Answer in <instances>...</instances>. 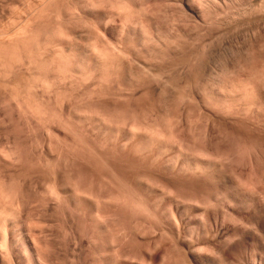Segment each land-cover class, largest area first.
Segmentation results:
<instances>
[{"label": "rangeland", "instance_id": "rangeland-1", "mask_svg": "<svg viewBox=\"0 0 264 264\" xmlns=\"http://www.w3.org/2000/svg\"><path fill=\"white\" fill-rule=\"evenodd\" d=\"M89 1L90 0H0V204L4 205H2V210L5 207V211L2 212V215L0 213V224L2 223L0 225V264H264V256L261 255L263 249L262 243H257L251 239L241 240L239 238H233L234 240H231V242L233 241L232 243H229L230 241L227 242L226 245L230 246L228 247L230 250V256H228V259L226 260L227 263L225 261H218V263L216 260H219V254L215 251L218 254L216 257V253L213 249H211V251L208 248V250H204V248H206L205 245H196L200 251H208V256H206L207 260H205L206 262H201L199 256H192L188 245L186 246L185 243L176 240L177 238L175 237L174 240L171 238L172 235H177L182 230L180 220H177L176 211V214H174L176 219L172 216V210H175L176 200L186 203H189L190 201L193 205L197 203L200 205V208H187V214L191 215L192 218L195 216V220L193 219L192 224H194L196 220L198 221V215H200L203 210L201 208L207 206L211 212H218L220 216H222V219H225L226 221H224L229 224L235 222L237 224L243 223L244 226H250L249 220L242 219L238 221L231 214V209L227 207V203L226 205H222L221 203L216 202L215 198L218 196V192H226L231 190L232 187L241 186L242 189L240 187L238 188L239 190L251 191L252 189L249 190L247 187L252 188L254 185L252 183H259L258 178H260V176V179H262L261 183H263L264 186V177L262 176L264 175V172L261 171L264 170V158H262L264 157V139L257 140L255 133L252 134L254 132L253 129L247 126L252 125V123L255 122L251 118V120L249 119L254 113L253 111L250 112L252 110L251 106L252 108L256 107V103L252 102V100H260L262 97L264 98V96L260 94V90H258V85L254 86V84H259L260 82L261 85H264V78L261 77L262 75H259L262 72L264 73V58H260V54L264 52V35H262L263 33H259L264 32L262 30L264 27V16H262L263 20L260 17L261 15H264V12H259L263 10L264 3L260 0H258L259 2L257 0H225V2L224 0H215L217 2L220 1L219 3H213L214 0H206L208 2L201 0L199 5H197L199 3L197 1L194 5L202 10L199 8L198 11L200 12L189 10L190 14L187 12L188 14H186L188 16L185 17V11L188 10L183 0H142L144 3L143 5L145 6H141V3L139 5L141 8L144 7V10H148V16L150 19L152 15V19L150 21L148 20V22L145 19V16L143 17V19L146 20H144V26L147 28L146 35L148 33L149 35L151 34V36L147 35L146 37V45L149 46V48H144L141 45L143 42L141 43L142 37L140 34L131 32V35L126 37L122 32V27L128 29L131 25L134 26L132 12L135 13V10H129L131 11V14L130 12H127V14L130 15L129 16L124 13L125 10L122 9V12L121 9L117 10L113 8L117 5V0H101L100 2H98L99 0H92L90 3ZM204 2L209 3L206 4L207 10ZM226 2H228V8ZM250 2L255 5L256 11L259 7L261 8V2L262 10H258V15L254 10L252 12L250 7L253 5ZM255 2H258L259 4H257L259 6H256L257 4H255ZM177 3H181L180 5L182 6L179 7ZM201 3L202 5L204 4L205 7H203L204 5L202 6ZM246 3L247 6H249L248 4H251L252 6L250 5L249 9L247 6L244 8ZM92 4H95V6L96 4L98 5L95 7L97 9L93 8V10H91L93 12L88 8L89 6H92ZM36 5H38V7ZM84 5L87 7V13ZM99 5L102 9H98L100 8ZM209 5L212 7H208ZM223 5H225V7ZM232 6H235L237 9L236 12L234 11L235 15L233 14V11H231L233 9ZM104 7L107 9H104ZM235 7L233 10H235ZM138 8L140 7H137L136 10H138ZM209 8L212 12H209ZM211 8L218 12L213 11ZM222 8L227 9H224V11L226 10L224 12ZM114 9L117 10V12H115ZM144 10L143 12L147 13L146 10ZM227 10L230 11L226 13ZM240 10L243 13L240 12ZM247 10H249L254 18L251 19L253 21L252 24V21L250 20L251 16L250 18H247L251 14L246 16L249 13ZM71 11H73L75 15ZM112 12H114V14ZM137 12L138 11H136V13ZM191 12L195 14V16L191 14ZM237 12L242 16L239 17ZM246 12L248 13L246 14ZM106 13L108 15H106ZM206 13H208V17L211 13V15H213V13L219 14H216L217 16H210L206 20L204 19L206 18ZM229 13L234 16L231 15L230 18ZM253 13L257 16L253 15ZM259 13L261 14L260 16ZM223 14L227 15H224L223 17ZM111 15H114L112 16L114 18H112ZM220 16L226 23H224V20ZM215 17H220L221 20L219 21L220 18L215 19ZM242 17L243 19L245 18L244 20L246 22L249 21L247 23L244 21L247 25L240 23L243 21ZM210 18L212 23L209 20ZM239 18L241 20H239ZM235 19H238L237 21L242 25H240L242 28H240ZM174 20L178 22H173ZM222 20L223 22L221 25L220 23ZM254 20H258L260 26L257 21L255 22ZM158 22H160L161 27ZM201 22L203 23L201 24ZM207 22H209L210 25H208L209 23L207 24ZM214 22H216V25ZM150 23L152 24L150 25ZM218 23L221 25L220 27L217 26ZM155 25L158 26V30L161 29L159 31L162 33H159ZM223 25L226 29H224ZM248 25L252 28L250 26L248 27ZM243 26H245L244 29ZM259 27L261 31L258 30ZM247 28L250 29L248 30ZM256 28L259 33L258 35L256 34ZM252 29H254L253 31L257 38L258 36L262 38V43L260 41L261 38L254 39L256 37H254L255 34H253L254 32H252ZM237 30L240 32L248 30V33L247 31L244 33L241 32V35ZM201 37H203V39ZM244 37H246V41ZM248 38L254 40L250 41ZM149 39H152L153 41ZM106 40H108V42ZM256 40H259L260 43L256 42ZM252 41L257 44H252ZM258 43L262 45H258ZM203 45L207 46L206 51L203 49ZM250 45L256 49L252 50V46L248 48ZM102 50L105 54H103ZM141 50L143 52H141ZM99 51L100 55L102 53L101 56L111 55L112 57L110 58L113 59V62L111 59L112 63L108 60L109 57H107L106 62L97 61L95 55H98ZM107 51L110 52L108 55L106 54ZM138 52H140L141 55L136 54ZM258 52L259 55L256 56ZM258 57L259 60L262 61V64L259 63L258 60H255V58L258 59ZM134 58L138 60L135 61ZM102 59H106V57H102ZM252 60H254L255 63H259L256 67L257 69L254 68L256 65ZM247 61L254 64L253 72L258 73L262 67L261 69H263V71H259L258 73V76H260L259 83L256 81V79L258 80L257 76L255 79V74L251 72L252 66L249 67L250 69L248 68L249 64ZM126 63H131V65L135 63L137 65H133V74L131 77L128 76L129 71L125 65ZM140 64L144 66L146 65L148 68L150 67V70L148 71L146 66L142 67ZM215 67L218 70H214ZM136 69H138V72ZM247 70L248 72H251L254 78H249V76H252L251 74L248 76L247 74L249 73L244 72ZM198 71L201 73L203 79L198 77L200 76V73H197ZM210 73H213L212 76ZM226 75L228 76L226 77L228 80L225 78ZM229 75H234L236 77L238 75L241 76L240 78L238 76V79L234 77V80H236L234 82H237L240 79L238 82L240 85L237 83L240 91L237 93H231H233V95H238L242 92L241 95L243 98L244 96L246 97L244 100L242 99L243 106H245L246 102H250L249 104H246V106L248 108L250 106L249 109L251 110H247V112H250L251 114H245V117H243L244 119H230V113L233 112L232 109L228 111L224 109L221 110V112L226 111L228 113L226 115L223 113L222 116V113L220 114L221 106L219 105L218 107L217 103L211 98L209 99L210 101L208 100L211 90H218L222 86L221 90H223L226 84L228 85V83H231L232 80H230L231 77ZM242 75L245 76L243 78L244 80L242 79ZM247 77L250 79L249 82H247L248 79L245 80ZM224 79H226L225 82ZM254 79L256 83L251 85ZM263 85L261 87H263ZM252 86H254V88ZM174 87L178 89L176 90ZM256 87L258 88L256 89ZM205 89L207 90L206 92ZM223 91L226 92V89ZM175 93H178V95ZM181 93H185V97L184 95H181ZM206 94L208 95L207 98L205 97ZM257 96L260 99H258ZM202 97L206 100L202 99ZM260 101L264 102L262 99ZM213 103H216L217 106ZM163 111L164 114L166 113L167 117L166 115L164 116ZM186 112L188 114L190 113L191 117L187 115ZM248 114L249 116H246ZM186 115L190 118L186 119ZM99 116H101L100 119L102 120H98L97 117ZM163 117L169 118L166 120V118L164 119ZM169 119L170 123L168 124H171V130L175 133V136L173 134L171 136L170 130L168 131V129L165 128L170 125L167 126L166 123L164 125L165 127L163 126V123H165L164 120L169 121ZM107 120L110 121L108 122ZM139 120H142L140 122L141 124H136L135 122H138ZM224 121H227V124L229 125H226V122L224 124ZM231 121L233 122L231 123ZM143 122H147L148 124H144ZM219 122H221V124ZM107 123L112 126L117 123L116 125H118V128L115 125L116 130L112 131L110 127H106ZM120 123L122 125L125 124L124 126H128L129 128L136 124L137 127L134 126V129H139L144 127V125L149 126L152 124L153 128L155 126L154 130L153 128H150L151 126L148 128H150L153 133L155 131L156 134H159L158 136L163 137V139L164 137L167 139V135H169V138L172 137L173 140H171H175L174 146L176 149H172V147H174L172 146L164 152L154 145V149H152V145L147 146L148 150L145 148L146 146L144 149L142 148L143 146L141 147L138 145L140 138L138 130V134L136 133L137 135L134 134L128 136L122 129L123 126L120 127ZM243 123H245V125ZM233 124L238 125H235L234 127ZM189 127L191 130H189ZM236 127L239 128L237 129ZM161 128H165L164 131L167 129L169 134L166 132L164 133ZM246 128L247 132L245 131ZM231 129L234 130L232 131ZM243 129L244 131H242ZM142 131L144 130H141V132ZM239 134L241 136L244 134L246 135L241 137ZM169 138L168 140H170ZM248 140H250V142ZM125 142L128 143H126L127 146H124ZM251 143L254 146L251 147ZM244 145L250 148L248 149ZM180 146L182 149L185 148L184 150L187 152L194 151L195 153H200L198 151H203L205 148L204 151L210 148L211 151L216 150L219 152L220 150L221 154H219L221 156L223 155V160L219 158V162L222 161L220 163H223L221 166L224 168L219 167L214 169L211 167L212 169L208 168L207 170L200 168L198 172L197 169H195L196 171L194 169V171H192V169H187V171L185 168H181L183 156L177 157V159L173 157V154L176 152L175 150L180 148ZM116 147L119 149L118 151ZM136 147H138L140 151L141 149L142 151H146H141L145 154L143 155L140 153L139 149L137 151ZM253 147L254 150L256 148L262 150L260 153L261 156L257 153V149L254 151L255 153H252ZM123 148L125 151H122ZM154 152H156V154H154ZM150 153L153 156L150 157ZM119 154L123 156L120 157ZM204 154L206 155L207 152ZM250 154H254L253 157ZM208 156L206 155V157ZM158 157L161 158V161ZM145 158H147V161ZM178 158H181V160ZM172 159H174L176 163ZM127 160H130V164ZM152 161L155 164H153ZM172 161L174 162V166H176L174 168L172 167ZM112 167L115 172H118H116L117 175L112 170ZM121 167L123 169H121ZM173 169L177 170L174 171ZM201 170H203V172ZM186 171H191L192 173L190 172L188 175ZM133 173H136L137 175ZM196 174L199 175L196 177ZM131 176L133 177L131 178ZM177 176L178 178H175ZM150 177H152V182H155V187H160V189L157 188L159 191L155 192L156 194L146 191L138 183V181H140V183L145 180L147 181V178L150 179ZM159 180L161 182H159ZM257 180L258 182H255ZM163 182H165V184ZM152 184L154 185V183ZM244 185L246 187H243ZM162 188H167L164 189V192L167 193H164L161 190ZM160 192L164 193V195H160L161 198L158 197ZM114 193L117 195L116 200L118 197H120L119 200H122L115 201L116 203L111 202L115 200L111 197ZM93 199L96 201L97 199L99 200L94 204L95 201H93ZM211 199L215 201V206H213L214 201L211 202ZM262 199L260 209H258L257 213H259L264 220V197ZM107 201L109 203H107ZM201 201L203 202L202 205ZM207 201L211 202V205ZM158 204H160V208ZM155 205L158 207L156 208ZM206 215L207 214L205 213L204 218L208 217V215ZM163 227L166 228L164 229ZM141 231H153L154 235L156 234L155 236H160L162 239L160 240V238H158L157 240L155 238V240L151 237H144L143 234L145 233L142 232V234ZM162 232L163 234L168 233V235L170 232L171 237L168 235L164 237L163 234H161ZM150 233L148 234L151 235L152 233ZM161 235L164 238L161 237ZM3 244L6 246L4 247ZM200 248L203 249L201 250Z\"/></svg>", "mask_w": 264, "mask_h": 264}, {"label": "bare ground", "instance_id": "bare-ground-1", "mask_svg": "<svg viewBox=\"0 0 264 264\" xmlns=\"http://www.w3.org/2000/svg\"><path fill=\"white\" fill-rule=\"evenodd\" d=\"M27 1V0H26ZM29 1V0H28ZM62 1V0H61ZM90 1H92V0H90ZM90 1H89V3H90ZM101 0H99L98 2H100ZM104 1V0H103ZM102 1V2H103ZM108 1V0H107ZM140 1V2H139ZM117 0L116 1V3H117V5H115V6H117V7H115L114 5V7L113 8H115V9H117V10H120L121 9V11H122V9L123 10H125L124 11V13H126L127 14V12H130V14H131V11H134L135 10V13L134 12H132L133 13V15H132V17H133V20H134V22H133V24H134V26H130L128 29L126 28H123L122 27V32H123V35L124 36H126V37H128V36H130L131 35V32H133V33H138V34H140V36L142 37H140L141 38V45L145 48V47H147V48H149V46H147L146 45V41H147V35L148 36H151V34L149 35V33L146 35V32H147V28L144 26L145 24V22H144V20L146 19L147 20V22H148V20L150 21L151 19H152V15H151V19H150V17L148 16L149 15V13H148V10H146V12L147 13H145V12H143V8L144 7H142L141 8V6H145V5H143L144 3L142 2V0ZM144 1V0H143ZM147 1V0H146ZM184 1V4L186 5V7H187V10L188 11H185V14L188 12L189 14H190V12H189V10H191V11H193V12H197L198 11V8L199 7H197L196 5H194L195 4V2L197 1V2H199L197 5H199L200 4V2H201V0H183ZM211 1V0H210ZM209 1V2H210ZM213 1V0H212ZM218 1V0H217ZM217 1H213V3H215V2H217ZM223 1V0H222ZM229 1V0H228ZM238 1H240V0H238ZM243 1H245V0H243ZM242 1V2H243ZM258 1V0H257ZM261 2H263L264 3V1H262V0H260ZM44 2V1H43ZM46 2V1H45ZM55 2V1H54ZM60 2V1H59ZM65 2V1H64ZM95 2H97V1H95ZM95 2H93V3H95ZM111 2H113V1H111ZM149 2V1H148ZM205 2H208V1H206L205 0ZM204 2V3H205ZM220 2V1H219ZM219 2H217V3H219ZM224 2H225V0H224ZM242 2H240V3H242ZM249 2V1H248ZM259 2V1H258ZM257 2V3H258ZM261 2H260V5H261V8L259 7H257L258 8V10H262V4H261ZM41 3V2H40ZM48 3V2H47ZM50 3V2H49ZM86 3V2H85ZM88 3V4H89ZM141 3V6L139 5ZM152 3V2H151ZM165 3V2H164ZM212 3V4H213ZM221 3H223V2H221ZM227 3V8H228V2H226ZM225 3V4H226ZM235 3H237V2H235ZM245 3V2H244ZM251 3V2H250ZM256 2H255V4H257ZM87 4V3H86ZM171 4V3H170ZM173 4H174V2H173ZM178 5H179V7H181L182 5H183V2H182V5H180L181 3H177ZM206 4H209V3H205V5ZM210 4H211V2H210ZM233 4H234V2H233ZM232 4V5H233ZM252 4V3H251ZM251 4H248L249 6L251 5ZM259 4V3H258ZM256 5V6H259V5ZM30 5H32L31 3H30ZM29 5V6H30ZM35 5V4H34ZM69 5V4H68ZM101 5V4H100ZM100 5H99V7H100ZM102 5H103V3H102ZM201 5H202V3H201ZM204 5V4H203ZM202 5V6H203ZM205 5L203 6V7H205ZM244 5V4H243ZM253 5V4H252ZM251 5V6H252ZM37 7H38V5H36ZM57 6V5H56ZM88 6V5H87ZM98 5L96 4V6H95V4L93 5L92 4V6H89L88 8H90L89 10L91 11V10H93V8L94 9H97V8H95V7H97ZM153 6V5H152ZM164 6V5H163ZM172 6V5H171ZM221 6V5H220ZM224 7H225V5H223ZM236 6V5H235ZM234 6V7H235ZM239 6H241V5H239ZM246 6H247V3H246V5H245V7L244 8H246ZM249 6H247L248 7V9H249ZM254 6V7H253ZM252 7H250L251 8V10H252V12H253V10L255 11V13L257 12V15H258V10L256 11V8H255V5H253ZM32 7H33V5H32ZM35 7V6H34ZM52 7V6H51ZM59 7V6H58ZM71 7V6H70ZM112 7H110V8H112ZM136 7V8H135ZM137 7H140V8H138V10H136L137 9ZM175 7V6H174ZM184 7V6H183ZM182 7V8H183ZM186 7H185V10H186ZM201 7V6H200ZM203 7H201V8H203ZM208 7H212V6H208ZM215 7V6H214ZM218 7V6H217ZM233 7V6H232ZM234 7H233V9H234ZM237 7V6H236ZM236 7H235V10H231V11H233V14L237 11V9H236ZM50 8V7H49ZM75 8V7H74ZM84 8H85V10H86V8L87 7H85V5H84ZM106 7H104V9H105ZM132 8H133V10H132ZM135 8V9H134ZM227 8H222L223 9V11H224V9H227ZM252 8H254V9H252ZM37 9V8H36ZM63 9V8H62ZM98 9H102V7H100V8H98ZM107 9V8H106ZM114 9V10H115ZM142 11H141V10ZM167 9V8H166ZM200 9V8H199ZM205 9V8H204ZM212 9V8H211ZM215 9H216V7H215ZM241 9L243 10V8L241 7ZM50 10V9H49ZM61 10V9H60ZM78 10V9H77ZM88 10V11H89ZM111 10H113V9H111ZM117 10H115V12H117ZM129 10H131V11H129ZM144 10V11H145ZM200 10H202V9H200ZM206 10H207V5H206ZM209 10V12H212V11H210V8L208 9ZM213 10V9H212ZM263 10H264V7H263ZM259 11L260 13H263L264 11ZM80 11V10H79ZM103 11V10H102ZM136 11H138L137 13H136ZM153 11V10H152ZM180 11V10H179ZM182 11H183V9H182ZM181 11V12H182ZM204 11V10H203ZM213 11H217V10H213ZM226 11V10H225ZM224 11V12H225ZM230 10H227V12L226 13H228ZM235 11V12H234ZM248 12H249V10H247ZM30 12V11H29ZM34 12V11H33ZM54 12V11H53ZM58 12V11H57ZM73 14H74V12L73 11H71ZM78 12V11H77ZM91 12H93V11H91ZM118 12H120V11H118ZM123 12V11H122ZM143 12V13H142ZM158 12V11H157ZM198 12H200V11H198ZM218 12V11H217ZM239 12V11H238ZM237 12V13H238ZM240 12H242L241 10H240ZM248 12H246V14L248 13ZM50 13V12H49ZM56 13V12H55ZM76 13V12H75ZM85 13V12H84ZM86 13H87V10H86ZM113 14H114V12H112ZM184 13V12H183ZM182 13V14H183ZM187 13V14H188ZM219 13H220V11H219ZM219 13H213V15H211L210 13V16H217ZM232 13V12H231ZM243 13V12H242ZM245 13V12H244ZM259 13V16L261 15ZM29 14V13H28ZM92 14V13H91ZM109 14H111V13H109ZM151 14V13H150ZM184 14V15H185ZM185 15V17H187L188 15ZM191 14H193L192 12H191ZM207 15L205 16L206 18H204V19H208L209 17H208V13H206ZM217 14V15H216ZM222 14V13H221ZM230 14V13H229ZM233 14H230L229 16H230V18H231V15H233ZM239 15V17H241L242 15H240V13H238ZM245 14V15H246ZM249 14H251L250 12L246 15V16H248ZM75 15V14H74ZM106 15H108L107 13H106ZM127 15H129V14H127ZM172 15V14H171ZM178 15H181V14H178ZM194 16H195V14H193ZM205 15V14H204ZM224 15L225 14H223L222 16L224 17ZM227 15V14H226ZM225 15V16H226ZM235 15V14H234ZM233 15V16H234ZM244 15V14H243ZM253 15H256V14H254L253 13ZM256 15V16H257ZM58 16V15H57ZM73 16V15H72ZM71 16V17H72ZM80 16V15H79ZM112 16H114V15H111V17ZM130 16V15H129ZM145 16V19H143V17ZM154 16V15H153ZM190 16V15H189ZM199 16H200V13H199ZM203 16V15H202ZM250 16H251V18H250ZM262 16H264V15H261L260 17L262 18ZM50 17V16H49ZM80 17H82V16H80ZM108 17V16H107ZM106 17V18H107ZM110 17V16H109ZM124 17H125V15H124ZM184 17V16H183ZM193 17V16H192ZM221 17V16H220ZM220 17H215V19H218V18H220ZM228 17V16H227ZM237 17V16H236ZM51 18V17H50ZM89 18H91V17H89ZM112 18H114V17H112ZM178 18V17H177ZM194 18V17H193ZM196 18H198V17H196ZM212 18V17H211ZM211 18L209 19L210 20V22H211ZM214 18V17H213ZM222 18V17H221ZM221 18L219 19V21L221 20ZM234 18V17H233ZM232 18V19H233ZM238 18V17H237ZM247 18H250V20L253 18V16H252V14L251 15H249V17H247ZM259 18V17H258ZM65 19V18H64ZM80 19V18H79ZM87 19V18H86ZM128 19V18H127ZM173 19H175V18H173ZM181 19V18H180ZM199 19V18H198ZM223 19V18H222ZM232 19H230V20H232ZM245 19V18H244ZM243 19V17H242V22H240L241 24L242 23H244V20ZM254 19V18H253ZM107 20V19H106ZM109 20H110V18H109ZM145 20V21H146ZM172 20V19H171ZM224 20V19H223ZM223 20L221 21V25H222V22H223ZM229 20V19H228ZM227 20V21H228ZM236 20V19H235ZM234 20V21H235ZM238 20V19H237ZM236 20V21H237ZM239 20H241L240 18H239ZM247 20H249V19H247ZM262 20H263V18H262ZM48 21H49V19H48ZM59 21V20H58ZM79 21V20H78ZM82 21V20H81ZM85 21V20H84ZM131 21H132V19H131ZM153 21V20H152ZM151 21V22H152ZM197 21V20H196ZM200 21V20H199ZM204 21V20H203ZM212 21H213V19H212ZM216 21V20H215ZM233 21V20H232ZM236 21H235V23H236ZM252 21V20H251ZM255 21V20H254ZM257 21V23L259 22L258 20H256ZM255 21V22H256ZM264 21V20H263ZM51 22V21H50ZM154 22V21H153ZM155 22H156V20H155ZM173 22H178V21H173ZM187 22V21H186ZM218 22V21H217ZM231 22V21H230ZM246 22V21H245ZM247 22H249V21H247ZM246 22V23H247ZM262 22V21H261ZM60 23V22H59ZM96 23V22H95ZM107 23H109V22H107ZM128 23V22H127ZM157 23V22H156ZM165 23V22H164ZM183 23V22H182ZM181 23V24H182ZM203 22H201V24H202ZM209 22H207V24H208ZM212 23V22H211ZM215 23V25H216V22H214ZM224 23H226L225 22V20H224ZM228 23V22H227ZM233 23V22H232ZM231 23V24H232ZM234 23V24H235ZM237 23H238V21H237ZM240 23H238L239 24V26L241 25ZM246 23H244V25H247ZM253 23V21L251 22V24ZM64 24V23H63ZM86 24V23H85ZM89 24V23H88ZM152 23H150V25H151ZM158 24L160 25V27H161V24H160V22H158ZM157 24V25H158ZM169 24V23H168ZM175 24V23H174ZM177 24V23H176ZM185 24V23H184ZM189 24V23H188ZM204 24H206V23H204ZM219 23H218V25L217 26H221ZM249 24V23H248ZM256 24V23H255ZM260 23H258V25H259ZM208 25H210V23L208 24ZM213 26H214V24H212ZM211 25V26H212ZM236 25V24H235ZM261 25H262V23H261ZM43 26V25H42ZM96 26V25H95ZM147 26V25H146ZM153 26V25H152ZM156 26V25H155ZM167 26V25H166ZM224 26V25H223ZM222 26V27H223ZM232 26H233V24H232ZM238 26V25H237ZM242 26V25H241ZM240 26V28H242ZM250 25H248V27H249ZM260 26V25H259ZM57 27H58V25H57ZM64 27V26H63ZM157 27V30H158V26H156ZM203 27V26H202ZM214 27H216V26H214ZM244 27L245 26H243V29H244ZM247 27V26H246ZM251 27V26H250ZM263 27V26H262ZM99 28V27H98ZM145 28H146V31H145ZM200 28V27H199ZM205 28V27H204ZM218 28V27H217ZM217 28H216V30H217ZM252 28V27H251ZM254 28V27H253ZM258 28V27H257ZM257 28H256V31H257V35L260 33H263L262 35H264V32H259L258 33V30L259 31H261V29H260V27H259V29L257 30ZM264 28V27H263ZM262 28V30L264 31V29ZM51 29V28H50ZM57 29V28H56ZM156 29V28H155ZM169 29H170V26H169ZM168 29V30H169ZM224 29H226V27L224 26ZM227 29H229V28H227ZM236 29V28H235ZM237 29H238V27H237ZM242 29V30H243ZM248 29V28H247ZM250 29V28H249ZM248 29V30H249ZM61 30H62V28H61ZM126 30V31H125ZM149 30H150V27H149ZM152 30V29H151ZM159 30H161V29H159ZM158 30V31H159ZM162 30H163V27H162ZM248 30H244V32L245 31H247V33H248ZM254 29H252V32H254L253 31ZM51 31V30H50ZM96 31H98V30H96ZM174 31V30H173ZM182 31V30H181ZM236 31V30H235ZM237 31H239V30H237ZM251 31V30H250ZM249 31V32H250ZM68 32V31H67ZM66 32V33H67ZM121 32V33H122ZM149 32V31H148ZM154 32H155V30H154ZM157 32V31H156ZM185 32V31H184ZM232 32V31H231ZM240 32V31H239ZM238 32V33H239ZM242 32V31H241ZM240 32V34L242 35V33H244V32H242L241 33ZM48 33V32H47ZM159 33H162L161 31H159ZM169 33V32H168ZM167 33V34H168ZM209 33V32H208ZM233 33V32H232ZM104 34V33H103ZM167 34H166V36H167ZM174 34V33H173ZM186 34V33H185ZM253 34H255V32L253 33ZM256 34L254 35V37H256V38H254V39H260L261 37H259L258 36V38H257V36H256ZM144 35H146V36H144ZM250 35H251V33H250ZM123 36V37H124ZM238 36V35H237ZM240 36V35H239ZM248 36V35H247ZM172 37V36H171ZM250 37V36H249ZM263 37V36H262ZM74 38V37H73ZM107 38V37H106ZM105 38V39H106ZM117 38V37H116ZM121 38V37H120ZM149 38V37H148ZM151 38V37H150ZM202 39H203V37H201ZM237 38V37H236ZM240 38H241V36H240ZM251 38H253V37H251ZM264 38V37H263ZM69 39V38H68ZM154 39V38H153ZM174 39V38H173ZM232 39V38H231ZM244 39H245V41H246V37H244ZM249 39V38H248ZM254 39H249L250 41L251 40H254ZM102 40V39H101ZM110 40V39H109ZM129 40V39H128ZM149 40H152V39H149ZM190 40V39H189ZM192 40V39H191ZM233 40V39H232ZM264 40V39H263ZM46 41V40H45ZM58 41V40H57ZM107 42H108V40H106ZM153 41V40H152ZM238 41V40H237ZM261 43H262V38H261ZM103 42V41H102ZM112 42V41H111ZM150 42V41H149ZM148 42V43H149ZM171 42V41H170ZM178 42V41H177ZM176 42V43H177ZM194 42V41H193ZM235 42V41H234ZM241 42V41H240ZM244 42V41H243ZM256 42H259V40L257 41L256 40ZM255 42V43H256ZM1 43V42H0ZM39 43V42H38ZM46 43V42H45ZM50 44H52L51 42H49ZM152 43H155V42H152ZM160 43V42H159ZM201 43V42H200ZM206 43V42H205ZM208 43V42H207ZM211 43V42H210ZM252 44L254 43V41H252L251 42ZM255 43H254V45H255ZM260 43V42H259ZM258 43V45H262V44H259ZM57 44V43H56ZM68 44V43H67ZM116 44V43H115ZM150 44V43H149ZM241 44V43H240ZM243 44V43H242ZM257 44V43H256ZM53 45V44H52ZM110 45V44H109ZM112 45V44H111ZM146 45V46H145ZM155 45V44H154ZM168 45V44H167ZM175 45V44H174ZM192 45V44H191ZM244 45V44H243ZM248 45V44H247ZM90 46V45H89ZM105 46V45H104ZM116 46V45H115ZM137 46V45H136ZM178 46V45H177ZM194 46V45H193ZM204 46V48L203 49H205V51H206V47L207 46H205V45H203ZM245 46V45H244ZM252 45H250L248 48H250ZM56 47V46H55ZM103 47V46H102ZM106 47V46H105ZM108 47V46H107ZM113 47V46H112ZM143 47H141V48H143ZM157 47V46H156ZM160 47V46H159ZM257 47V46H256ZM58 48V47H57ZM96 48V47H95ZM109 48V47H108ZM140 48V49H141ZM184 48V47H183ZM247 48V49H248ZM89 49V48H88ZM91 49H93V48H91ZM116 49V48H115ZM136 49V48H135ZM154 49V48H153ZM170 49V48H169ZM230 49V48H229ZM253 49H256V48H254L253 46H252V50ZM106 50H109V49H106ZM118 50V49H117ZM136 50H138V49H136ZM163 50V49H162ZM161 50V51H162ZM227 50V49H226ZM260 50V49H259ZM94 51V50H93ZM114 51V50H113ZM119 51V50H118ZM121 51V50H120ZM204 51V52H205ZM234 51H235V49H234ZM244 51V50H243ZM255 51V50H254ZM262 51V50H261ZM102 52H103V50H102ZM115 52V51H114ZM113 52V53H114ZM141 52H143L142 50H141ZM149 52H150V50H149ZM152 52H153V50H152ZM157 52V51H156ZM184 52V51H183ZM64 53V52H63ZM91 53V52H90ZM96 53V52H95ZM108 53H110V52H106V54L108 55ZM117 53H119V52H117ZM125 53V52H124ZM210 53V52H209ZM222 53V52H221ZM253 53V52H252ZM255 53V52H254ZM262 53V52H261ZM98 54V53H97ZM103 54H105L104 52H103ZM136 54H140L141 55V53L140 52H138V53H136ZM201 54H203V53H201ZM205 54V53H204ZM229 54V53H228ZM262 54H264V52L262 53ZM262 54H260V58H264L263 56L264 55H262ZM95 55V54H94ZM101 55H102V53H101ZM100 55V51H99V54L98 55H95V59L97 60V61H99V62H106L107 61V57H109V59L108 60H112V62H113V59L112 58H110V57H112L111 55L110 56H106V55H103V56H101ZM115 55V54H114ZM214 55V54H213ZM259 55V52H258V54L256 55V56H258ZM262 55V56H261ZM61 56H62V54H61ZM60 56V57H61ZM122 56V55H121ZM126 56V55H125ZM139 56V55H138ZM145 56H147V55H145ZM226 56V55H225ZM230 56V55H229ZM256 56H254V57H256ZM54 57V56H53ZM91 57V56H90ZM102 57L104 58V57H106V59H102ZM196 57V56H195ZM201 57V56H200ZM212 57H214V56H212ZM240 57V56H239ZM247 57V56H246ZM251 57V56H250ZM114 58V57H113ZM122 58H123V56H122ZM125 58V57H124ZM129 58V57H128ZM133 58V57H132ZM138 58V57H137ZM140 58V57H139ZM151 58V57H150ZM192 58V57H191ZM252 58V57H251ZM257 58V57H256ZM255 58V60L257 61H259V63H261L262 64V61L261 60H259V57H258V59H256ZM57 59V58H56ZM68 59V58H67ZM135 59V58H134ZM189 59V58H188ZM193 59V58H192ZM191 59V60H192ZM208 59V58H207ZM228 59V58H227ZM70 60V59H69ZM111 60H110V62H111ZM114 60H116V59H114ZM129 60V59H128ZM138 60V59H137ZM136 59H135V61H137ZM143 60V59H142ZM151 60V59H150ZM180 60V59H179ZM235 60V59H234ZM250 60V59H249ZM54 61V60H53ZM52 61V62H53ZM55 61H57V60H55ZM159 61V60H158ZM252 61H254V60H252ZM261 61V62H260ZM61 62H63V61H61ZM111 62V63H112ZM128 62V61H127ZM242 62V61H241ZM248 62V61H247ZM263 62H264V60H263ZM56 63V62H55ZM59 63H60V61H59ZM66 63V62H65ZM84 63V62H83ZM132 63V62H131ZM131 63H126L125 65L127 66V69H128V71H129V73H128V76L129 77H131L132 76V74H133V65L135 64H132L131 65ZM139 63H140V61H139ZM195 63V62H194ZM210 63V62H209ZM236 63V62H235ZM257 63V64H256ZM255 63V61H254V64L256 65L255 67H254V64L252 63L251 64V62L249 63L248 62V64H249V66H248V68L250 67V66H252V71L251 72H253L254 70V68H256L257 67V65H259V63L258 62H256ZM69 64H70V62H69ZM86 64V63H85ZM103 64V63H102ZM124 64V63H123ZM151 64V63H150ZM173 64V63H172ZM188 64H190V63H188ZM211 64V63H210ZM233 64V63H232ZM247 64V63H246ZM76 65V64H75ZM112 65V64H111ZM136 65V64H135ZM264 65V64H263ZM262 65V66H263ZM30 66V65H29ZM47 66V65H46ZM60 66V65H59ZM62 66H63V64H62ZM67 66V65H66ZM71 66V65H70ZM137 66V65H136ZM140 66H142V67H145L144 65H141L140 64ZM48 67V66H47ZM64 67V66H63ZM227 67H228V65H227ZM235 67V66H234ZM254 67V68H253ZM264 67V66H263ZM78 68V67H77ZM116 68V67H115ZM136 68V67H135ZM134 68V69H135ZM146 68L148 69V71L150 70V67L148 68L147 66H146ZM145 68V69H146ZM244 68V67H243ZM262 68V67H261ZM260 68V70H259V68H258V70L261 72V71H263V69H261ZM103 69V68H102ZM156 69V68H155ZM225 69V68H224ZM237 69V68H236ZM250 69V68H249ZM248 69V70H249ZM257 69V68H256ZM61 70V69H60ZM63 70V69H62ZM137 70V72H138V69H136ZM151 70H153V69H151ZM209 70V69H208ZM214 70H218V69H216V67L214 68ZM222 70V69H221ZM248 70L247 71H244L245 73L247 72V73H249V74H247L248 76L251 74V72H248ZM144 71V70H143ZM156 71V70H155ZM200 71V70H199ZM197 72V73H200V72ZM210 71V70H209ZM212 71H213V69H212ZM220 71V70H219ZM256 71V70H255ZM259 71H258V73H259ZM86 72V71H85ZM157 72V71H156ZM218 72V71H217ZM216 72V73H217ZM221 72V71H220ZM236 72V71H235ZM238 72H240V71H238ZM110 73V72H109ZM197 73H196V75H197ZM202 73V72H201ZM201 73H200V76H198L199 78H201V79H203L201 76ZM205 73H206V71H205ZM219 73V72H218ZM242 73V72H241ZM255 75V79H256V76H257V78H258V80L256 79V81H257V83H259L260 81H259V77L260 76H258V73H256V72H253ZM263 73V72H262ZM262 73H260L259 75H262L261 77H263L264 78V73L262 74ZM152 74V73H151ZM154 74V73H153ZM207 74H209V73H207ZM211 74V73H210ZM213 74V73H212ZM212 74H211V76H212ZM233 74H235V73H233ZM257 74V75H256ZM105 75V74H104ZM139 75V74H138ZM156 75H158V74H156ZM217 75V74H216ZM222 75V74H221ZM228 75V74H227ZM225 76V78L226 77H228V76ZM64 76H65V74H64ZM103 76V75H102ZM154 76V75H153ZM207 76V75H206ZM230 76V75H229ZM233 76V77H232ZM239 76V75H238ZM238 76L236 77V76H234V75H231L230 77L232 78H230V80H232L231 81V83L229 84L228 83V85L226 84L225 86H224V88H223V90H225L226 89V92L225 91H223V90H221V88L223 87H220V89H218V90H211V94H210V96L208 97V92H207V94H206V98L208 97V100L211 98V99H213L216 103H217V105H218V107H219V105L221 106V109H220V114L223 116V113L226 115V114H228L226 111H228V110H233V112L232 113H230V111H229V113H230V119H236V120H239V119H241V118H243V117H245L244 115L245 114H247V113H249V114H251L250 112H254L253 113V115L252 116H250L249 117V119L251 118L253 121H255L254 123H252V125H247V126H249V128H251V129H253V133L252 134H254L255 133V135H256V139L258 140H261V139H264V102H262V101H260L261 99L262 100H264V98L262 97L261 99L257 96V98L258 99H260V100H252V102H255L256 103V107H253L252 108V106H251V109H249L250 108V106H249V108L246 106V104H249L248 102H246V104H245V106H243V104H242V99L244 100L246 97L244 96V98H243V96L241 95L242 94V92H241V94H234L233 95V93H231V92H234V93H237L238 91H240V89H239V86H238V84L240 85V83H238L239 81H240V79L237 81V82H234V81H236V80H234L235 78L234 77H236L237 79H238ZM243 77H242V79L246 76V74H245V76L244 75H242ZM251 76H252V74H251ZM254 76H252V77H250L249 76V78L251 79V78H254ZM61 77V76H60ZM151 77V76H150ZM149 77V78H150ZM158 77V76H157ZM162 77V76H161ZM197 77V76H196ZM217 77V76H216ZM241 76H239V78H240ZM85 78V77H84ZM156 78V77H155ZM209 78V77H208ZM220 78V77H219ZM224 78V77H223ZM65 79V78H64ZM152 79V78H151ZM154 79V78H153ZM205 79V78H204ZM211 79V78H210ZM218 79V78H217ZM227 80H228V78H226ZM226 79H224V82H225V80ZM248 79V77L245 79V80H247ZM250 79H248V81L247 82H249L250 81ZM255 79H254V81H255ZM262 79V78H261ZM79 80V79H78ZM200 80V79H199ZM230 80H229V82H230ZM244 80V79H243ZM253 80V79H252ZM165 81H166V79H165ZM208 81V80H207ZM254 81H252L253 83L251 84V82H250V84L251 85H253L254 83H256V81L254 82ZM259 81V82H258ZM262 81V80H261ZM82 82V81H81ZM100 82V81H99ZM145 82V81H144ZM154 82V81H153ZM161 82V81H160ZM167 82V81H166ZM187 82V81H186ZM199 82V81H198ZM197 82V83H198ZM223 82V81H222ZM264 82V81H263ZM71 83V82H70ZM106 83H107V81H106ZM207 83V82H206ZM214 83V82H213ZM238 83V84H237ZM145 84V83H144ZM167 84H168V82H167ZM170 84V83H169ZM172 84V83H171ZM180 84V83H179ZM247 84V83H246ZM245 84V85H246ZM260 84V85H259ZM259 84H254V86L255 85H258V87L260 88H258V87H256V89L258 88V90H260L259 92H260V94H262L263 96H264V85H263V87H261L262 85H261V82L259 83ZM175 85V84H174ZM182 85V84H181ZM185 85V84H184ZM186 85H188V84H186ZM212 85V84H211ZM223 85V84H222ZM244 85V84H243ZM94 86V85H93ZM140 86V85H139ZM142 86V85H141ZM166 86V85H165ZM168 86V85H167ZM247 86H249V85H247ZM254 86H252L253 88H254ZM49 87V86H48ZM78 87V86H77ZM182 87V86H181ZM206 87V86H205ZM212 87V86H211ZM245 87V86H244ZM167 88V87H166ZM170 88H172V87H170ZM175 88V87H174ZM204 88V87H203ZM241 88V87H240ZM249 88V87H248ZM81 89V88H80ZM102 89V88H101ZM116 89V88H115ZM151 89V88H150ZM176 90L178 89V88H175ZM213 89H214V87H213ZM243 89V88H242ZM250 89V88H249ZM146 90V89H145ZM166 90V89H165ZM183 90H184V88H183ZM210 90V89H209ZM60 91H62V90H60ZM124 91V90H123ZM147 91H149V90H147ZM146 91V92H147ZM168 91V90H167ZM166 91V92H167ZM181 91V90H180ZM180 91H177V92H180ZM186 91V90H185ZM207 90L205 89V92H206ZM245 91V90H244ZM247 91V90H246ZM254 91V90H253ZM95 92V91H94ZM165 92V91H164ZM183 92V91H182ZM247 92H249V91H247ZM58 93V92H57ZM149 93V92H148ZM144 94V93H143ZM165 94V93H164ZM167 94V93H166ZM176 94V93H175ZM244 94V93H243ZM248 94V93H247ZM253 94V93H252ZM256 94H257V92H256ZM90 95V94H89ZM146 95H148V94H146ZM162 95V94H161ZM170 95V94H169ZM176 95H178V93L176 94ZM181 95H184V97H185V93L184 94H182L181 93ZM236 95V96H235ZM246 95V94H245ZM59 96V95H58ZM77 96V95H76ZM81 96V95H80ZM125 96V95H124ZM144 96V95H143ZM195 96V95H194ZM253 96H256V95H253ZM259 96H261V95H259ZM84 97V96H83ZM146 97V96H145ZM178 97V96H177ZM181 97V96H180ZM183 97V98H184ZM187 97H188V95H187ZM101 98V97H100ZM179 98V97H178ZM189 98V97H188ZM236 99V100H234V99ZM254 98V97H253ZM180 99V98H179ZM182 99V98H181ZM185 99V98H184ZM202 99H204L203 97H202ZM248 99V98H247ZM250 99V98H249ZM255 99V98H254ZM70 100V99H69ZM123 100V99H122ZM204 100H206V99H204ZM178 101V100H177ZM184 101V100H183ZM194 101V100H193ZM210 101V100H209ZM213 101V102H214ZM95 102V101H94ZM136 102V101H135ZM172 102V101H171ZM174 102V101H173ZM198 102V101H197ZM203 102V101H202ZM211 102H212V100H211ZM210 102V103H211ZM245 102V101H244ZM251 102V103H252ZM73 103V102H72ZM93 103V102H92ZM196 103V102H195ZM216 103L214 104V105H216ZM152 104V103H151ZM159 104V103H158ZM253 104V103H252ZM155 105V104H154ZM191 105V104H190ZM199 105H200V103H199ZM216 105V106H217ZM251 105V104H250ZM255 105V104H254ZM95 106V105H94ZM158 106V105H157ZM201 106V105H200ZM206 106V105H205ZM86 107H87V105H86ZM118 107V106H117ZM196 107V106H195ZM207 107V106H206ZM149 108V107H148ZM62 109V108H61ZM86 109V108H85ZM84 109V110H85ZM157 109H158V107H157ZM156 109V110H157ZM201 109H202V107H201ZM226 110L225 112H221V110ZM99 110V109H98ZM163 110V109H162ZM247 110H251L250 112H247ZM77 111V110H76ZM80 111H81V109H80ZM118 111V110H117ZM168 111V110H167ZM192 111V110H191ZM190 111V112H191ZM85 112V111H84ZM126 112V111H125ZM175 112H176V110H175ZM217 112V111H216ZM79 113V112H78ZM94 113H96V112H94ZM99 113V112H98ZM148 113V112H147ZM173 113V112H172ZM187 113V112H186ZM193 113V112H192ZM201 113V112H200ZM86 114V113H85ZM100 114V113H99ZM111 114V113H110ZM116 114V113H115ZM135 114V113H134ZM163 114H164V111H163ZM210 114V113H209ZM249 114L248 115H246V116H249ZM63 115V114H62ZM83 115V114H82ZM88 115V114H87ZM96 115V114H95ZM94 115V116H95ZM166 115V113L164 114V116ZM187 115H189L190 117H191V115H190V113L188 114L187 113ZM186 115V116H187ZM198 115V114H197ZM205 115V114H204ZM206 115H208V114H206ZM211 115V114H210ZM35 116V115H34ZM64 116V115H63ZM86 116V115H85ZM89 116H90V113H89ZM108 116V115H107ZM111 116V115H110ZM126 116H127V114H126ZM171 116H173V115H171ZM185 116V117H186ZM60 117V116H59ZM87 117V116H86ZM100 117L101 116H99V117H97L98 118V120H102V119H100ZM144 117V116H143ZM146 117V116H145ZM149 117V116H148ZM166 117H167V115H166ZM166 117H163L164 119L166 118ZM189 117V118H190ZM195 117H197V116H195ZM219 117V116H218ZM67 118V117H66ZM93 118V117H92ZM113 118H115V117H113ZM117 118V117H116ZM124 118V117H123ZM130 118V117H129ZM134 118V117H133ZM153 118V117H152ZM169 118V117H168ZM168 118H166V120L168 119ZM188 118V116L186 117V119ZM188 118V119H189ZM209 118V117H208ZM228 118V117H227ZM60 119H61V117H60ZM95 119V118H94ZM121 119V118H120ZM145 119V118H144ZM147 119V118H146ZM150 119V118H149ZM158 119V118H157ZM172 119V118H171ZM192 119V118H191ZM199 119V118H198ZM229 119V120H230ZM244 119V118H243ZM250 119V120H251ZM80 120V119H79ZM124 120V119H123ZM143 120V119H142ZM142 120H139L138 122H135L136 124L138 123V124H141L140 122L142 121ZM166 120H164V122L165 123H163V126L166 124L167 126L168 125H170V126H168V127H165V128H167L168 129V131L170 130V134H171V136H172V134L175 136V133L171 130V124H168V123H170V119H169V121H166ZM220 120H222V119H220ZM249 120V121H250ZM70 121V120H69ZM104 121V120H103ZM103 121H102V123H103ZM108 121V120H107ZM110 121V120H109ZM108 121V122H109ZM120 121V120H119ZM122 121V120H121ZM134 121V120H133ZM144 121H146V120H144ZM248 121V122H249ZM26 122V121H25ZM57 122V121H56ZM101 122V121H100ZM105 122V121H104ZM113 122V121H112ZM115 122V121H114ZM123 122V121H122ZM124 122H127V121H124ZM128 122H129V120H128ZM172 122V121H171ZM192 122V121H191ZM199 122V121H198ZM214 122H216V121H214ZM225 122H226V125H229V124H227V121H224V124H225ZM233 121H231V123H232ZM244 122H245V120H244ZM250 122H252V121H250ZM98 123V122H97ZM144 124H148L147 122H143ZM152 123V122H151ZM158 123V122H157ZM193 123V122H192ZM194 123H196V122H194ZM220 124H221V122H219ZM218 123V124H219ZM49 124V123H48ZM117 124V123H116ZM115 124V125H116ZM119 124V123H118ZM121 124V123H120ZM124 124V123H123ZM129 124V123H128ZM127 124V125H128ZM134 124V123H133ZM136 124L134 125V126H136ZM150 124V123H149ZM189 124V123H188ZM191 124V123H190ZM244 125H245V123H243ZM243 124H241V125H243ZM71 125V124H70ZM108 125V126H107ZM107 125H106V127H110L111 128V130L113 131V130H116V126H117V128H118V125H114L113 124V126L112 125H110V124H108L107 123ZM125 125V124H124ZM124 125H120V127L121 126H123L122 127V129L125 131V133L128 135V136H131V135H134V134H136L137 133V130H138V132H139V134H140V138H139V141H138V145L139 146H143L142 148H144L145 146V148L148 150V148H147V146H149V145H152L151 147H152V149H154V147H153V145L156 147H159L160 148V150L161 151H166V149H169L170 147H172V146H174V141H172L173 140V138L171 137V138H169V135H167V137L171 140H168V138L167 139H165V137H164V139H163V137H161V136H158L159 134H156V132L154 131V133L152 132V130H150V128H153L152 127V124H150L149 126L148 125H144V127H142L143 126V124H142V128H139V129H134L135 127L133 126V127H131V128H129L128 126H124ZM161 125V124H160ZM173 125V124H172ZM223 125V124H222ZM234 125V127H235V125L236 124H233ZM238 125V124H237ZM236 125V126H237ZM103 126V125H102ZM151 126V127H150ZM162 126V125H161ZM191 126V125H190ZM22 127V126H21ZM61 127H62V125H61ZM137 127V126H136ZM148 127H150V128H148ZM192 127V126H191ZM230 127V126H229ZM233 127V126H232ZM245 127V126H244ZM149 130H148V129ZM154 128H155V126H154ZM154 128H153V130H154ZM165 128H161V129H163V131L165 130ZM217 128V127H216ZM227 128V127H226ZM237 128V127H236ZM239 128V127H238ZM237 128V129H238ZM243 128V127H242ZM47 129V128H46ZM167 129H166V131H164V133L166 132V133H168L169 134V132L167 131ZM219 129V128H218ZM50 130V129H49ZM53 130V129H52ZM77 130V129H76ZM141 130H144V131H142L141 132ZM189 130H191V128L189 127ZM193 130V129H192ZM199 130V129H198ZM203 130V129H202ZM232 130V129H231ZM234 130V129H233ZM232 130V131H233ZM172 131V132H171ZM240 131H241V129H240ZM242 131H244V129L242 130ZM246 132H247V128H246V130H245ZM119 132H120V130H119ZM205 132V131H204ZM239 132V131H238ZM238 132H237V134H238ZM158 133H159V131H158ZM188 133V132H187ZM186 133V134H187ZM226 133V132H225ZM244 133V132H243ZM250 133V132H249ZM34 134V133H33ZM138 134V133H137ZM136 134V135H137ZM194 134H195V132H194ZM210 134V133H209ZM228 134V133H227ZM242 134V133H241ZM251 134V135H252ZM48 135V134H47ZM165 135V134H164ZM240 135V134H239ZM246 134H244L243 136H245ZM254 135V136H255ZM78 136V135H77ZM117 136V135H116ZM173 136V137H174ZM191 136H193V135H191ZM241 136V135H240ZM243 136H241V137H243ZM185 137V136H184ZM195 137V136H194ZM133 138V137H132ZM176 138V137H175ZM204 138V137H203ZM245 138V137H244ZM247 138V137H246ZM254 138V137H253ZM250 139H251V137H250ZM37 140V139H36ZM130 140H131V138H130ZM235 140V139H234ZM244 140V139H243ZM245 141H246V139H245ZM249 142H250V140H248ZM173 142V143H172ZM186 142H187V140H186ZM258 142V141H257ZM260 142H262V141H260ZM126 143L127 142H125V145L124 146H127L126 145ZM182 143V142H181ZM253 143V142H252ZM251 143V147L252 146H254L253 144ZM50 144V143H49ZM124 144V143H123ZM123 144H122V147H123ZM128 144V143H127ZM135 144H137V143H135ZM185 144V143H184ZM254 144H255V142H254ZM262 144V143H261ZM88 145V144H87ZM175 145H176V143H175ZM248 145H250V144H248ZM257 145V144H256ZM49 146V145H48ZM117 146H118V144H117ZM177 146V145H176ZM217 146H219V145H217ZM245 146V145H244ZM262 146V145H261ZM260 146V147H261ZM133 147V146H132ZM151 147H149V148H151ZM179 147V146H178ZM192 147V146H191ZM206 147V146H205ZM243 147V146H242ZM246 148H248L247 146H245ZM244 147V148H245ZM258 147V146H257ZM119 148V147H118ZM127 148V147H126ZM137 148V151H138V147H136ZM144 148V149H145ZM173 148H175L176 149V147L174 146V147H172V149ZM230 148V147H229ZM246 148H245V150H246ZM250 148V147H249ZM248 148V149H249ZM256 148V147H255ZM116 149H117V147H116ZM133 149V148H132ZM157 149V148H156ZM185 149V148H184ZM184 149H182V147L180 146V148H178L177 150H175L174 152V154H173V157H175L176 159H177V157H180V156H183V159H182V162H181V168H185L186 170L187 169H192V171H194L195 169H197V172H198V170L200 169V168H202V169H212V168H224L223 166H221V165H223V163L221 164L220 162H222V161H220L219 162V160L220 159H222V156L220 155L221 154V151L219 150V152L218 151H211L210 149H207V150H210V151H204L205 149H203V151H198V152H200V153H195L194 151H192V152H187V151H185ZM196 149V148H195ZM257 149V153H259V155H260V153H261V151L262 150H259L258 148H256ZM255 149V150H256ZM262 149V148H261ZM115 150V149H114ZM119 149H117V151H118ZM234 150V149H233ZM239 150V149H238ZM254 150V147H253V150H252V153L255 151ZM113 151V150H112ZM122 151H125V149L123 148V150ZM129 151V150H128ZM135 151V150H134ZM139 151H140V149H139ZM141 151H142V149H141ZM140 151V153H142V152H146V151H142L141 152ZM156 151V150H155ZM169 151V150H168ZM189 151V150H188ZM250 151V150H249ZM152 152H153V150H152ZM151 152V153H152ZM164 152H162V153H164ZM207 152V156L208 157H206V155L204 154V153H206ZM223 152H225V151H223ZM227 152V151H226ZM264 152V151H263ZM113 153H115V152H113ZM125 153V152H124ZM123 153V154H124ZM139 153V154H140ZM149 153V152H148ZM151 153L149 154L150 155V157L151 156H153V155H151ZM220 153V154H219ZM250 153H251V151H250ZM255 153V152H254ZM115 154H117V153H115ZM126 154V153H125ZM143 154V153H142ZM145 154V153H144ZM143 154V155H144ZM154 154H156V152H154ZM158 154V153H157ZM224 154V153H223ZM239 154V153H238ZM242 154V153H241ZM120 155V157H122L121 156V154H119ZM129 155V154H128ZM141 155V154H140ZM252 157H253V155L252 154H250ZM258 155V156H259ZM135 156V155H134ZM137 156V155H136ZM156 156V155H155ZM158 156V155H157ZM219 156H221V157H219ZM261 156V155H260ZM259 156V157H260ZM115 157V156H114ZM129 157V156H128ZM137 157H139V156H137ZM164 157V156H163ZM172 157V158H173ZM229 157V156H228ZM240 157V156H239ZM255 157H256V155H255ZM258 157V158H259ZM119 158V157H118ZM136 158V157H135ZM147 158H148V156H147ZM147 158H145L146 159V161H147ZM159 158V160L161 161V158L160 157H158ZM220 158V159H219ZM226 158V157H225ZM251 158V157H250ZM262 158H264V157H262ZM125 159V158H124ZM127 159V158H126ZM129 159V158H128ZM132 159V158H131ZM144 159V160H145ZM150 159V158H149ZM163 159V158H162ZM169 159H170V157H169ZM168 159V160H169ZM175 159V160H176ZM179 160H181V158H178ZM118 160V159H117ZM116 160V161H117ZM120 160V159H119ZM123 160V159H122ZM137 160V159H136ZM157 160V159H156ZM171 160V159H170ZM173 161H174V159H172ZM179 160H178V162H179ZM223 160V159H222ZM91 161V160H90ZM115 161V160H114ZM127 161H129L128 163L130 164V160H127ZM133 161V160H132ZM138 161V160H137ZM149 161V160H148ZM172 161V162H173ZM118 162V161H117ZM116 162V163H117ZM142 162V161H141ZM159 162V161H158ZM170 162V161H169ZM175 163H176V161H174ZM174 162H173V165H172V167L174 168V167H176V166H174ZM226 162V161H225ZM224 162V163H225ZM99 163V162H98ZM106 163V162H105ZM126 163V162H125ZM143 163V162H142ZM141 163V164H142ZM146 163V162H145ZM152 163L153 164H155L153 161H152ZM163 163V162H162ZM240 163V162H239ZM132 164V163H131ZM138 164V163H137ZM136 164V165H137ZM147 164H149V163H147ZM146 164V165H147ZM160 164H161V162H160ZM177 164H179V163H177ZM176 164V165H177ZM242 164V163H241ZM44 165V164H43ZM106 165V164H105ZM117 165V164H116ZM169 165V164H168ZM170 165H171V163H170ZM264 165V164H263ZM38 166V165H37ZM98 166V165H97ZM112 166V165H111ZM126 166V165H125ZM132 166H134V165H132ZM144 166V165H143ZM178 166V165H177ZM131 167V166H130ZM135 167V166H134ZM145 167V166H144ZM143 167V168H144ZM212 167V168H211ZM116 168V167H115ZM129 168V167H128ZM133 168V167H132ZM178 168V167H177ZM263 168V167H262ZM31 169V168H30ZM98 169V168H97ZM121 169H123L122 167H121ZM125 169V168H124ZM136 169H137V166H136ZM172 169V168H171ZM194 169V170H193ZM253 169V168H252ZM112 170L114 171V168L112 167ZM139 170V169H138ZM141 170V169H140ZM174 170V169H173ZM175 170H177V169H175ZM174 170V171H175ZM224 170H226V169H224ZM234 170V169H233ZM145 171V170H144ZM180 171H181V169H180ZM179 171V172H180ZM188 171V170H187ZM186 171V172H187ZM196 171V170H195ZM202 172H203V170H201ZM214 171V170H213ZM217 171V170H216ZM220 171V170H219ZM261 171H263L264 172V170H261ZM261 171H259V172H261ZM117 172V171H116ZM115 171H114V173L117 175V173H116ZM125 172V171H124ZM131 172H132V170H131ZM133 172H134V170H133ZM191 171H189V172H187L188 173V175H189V173H190ZM123 173V172H122ZM142 173V172H141ZM147 173V172H146ZM180 173H182V172H180ZM187 173H185V174H187ZM192 173V172H191ZM195 173V172H194ZM206 173H208V172H206ZM211 173H212V171H211ZM241 173H242V171H241ZM258 173V172H257ZM262 173V172H261ZM260 173V174H261ZM133 174H135V175H137L136 173H133ZM151 174V173H150ZM176 174V173H175ZM205 174V173H204ZM38 175V174H37ZM113 175V174H112ZM139 175V174H138ZM171 175V174H170ZM181 175V174H180ZM194 175V174H193ZM197 175H199V174H196V177H197ZM209 175H211V174H209ZM231 175V174H230ZM69 176V175H68ZM121 176V175H120ZM145 176V175H144ZM174 176V175H173ZM187 176V175H186ZM214 176H215V174H214ZM224 176V175H223ZM259 176V175H258ZM263 177H264V175H262ZM33 177V176H32ZM128 177H129V175H128ZM133 176H131V178H132ZM148 177H149V175H148ZM163 177V176H162ZM170 177V176H169ZM172 177V176H171ZM183 177V176H182ZM225 177V176H224ZM239 177V176H238ZM25 178H27V177H25ZM70 178V177H69ZM118 178H119V175H118ZM135 178V177H134ZM151 178L152 177H150V179L149 178H147V181L145 180V181H143V182H141L140 183V181H138V183L141 185V187L143 188V189H145L146 191H148V192H152V193H154V194H156L155 192H158L159 191V189H160V187H157V188H159V189H157L156 187H155V182L153 181L152 182V180H151ZM159 178V177H158ZM175 178H178V176L177 177H175ZM192 178H193V176H192ZM253 178V177H252ZM260 178H261V176H260ZM260 178H258V180H259V183H252V184H254L253 185V187L252 188H248L247 187V189H249V190H251V191H247V190H245V191H242V190H239L238 188H240V187H232V189L231 190H228V191H226V192H218V196L215 198V201L216 202H218V203H221L222 205H226V203H227V207H229L230 209H231V214L234 216V218H236L238 221H240V220H242V219H246V220H249L250 221V226H244V224L242 223V224H237V223H233V224H229V223H227V222H225L223 219H222V216H220V214L218 213V212H211L210 211V209L207 207V206H204L203 208H201V209H203L202 210V212L200 213V215H198L199 217H198V221L196 220V222H194V224H192V221H193V219H194V217L192 218V216L191 215H188L187 213V208H200V205L197 203V201H196V203L197 204H191L190 203V201H189V203H186V202H179L178 200H176L175 201V210L173 209L172 210V212H173V215L172 216H174V214H176L177 213V220H180V224L182 225V230H181V232H179L177 235H172V237L170 236V232H169V235H168V233H164L163 234V232L161 233V234H163V236L165 237V236H170L173 240H174V237L175 238H177L176 240H178V241H180L181 243H185L186 244V246L188 245L189 246V248H190V250H191V254H192V256H199V259H200V261L201 262H204L205 260H207V257L206 256H208L207 254H208V249H210V251H211V249H213V251L215 252H217L218 254H219V260H216L217 262L219 261V262H226L227 263V259H228V256H230V250H229V248L228 247H230V246H227L226 244H227V242H229V243H232L231 242V240L234 238V239H236V238H239V239H241V240H248V239H251V240H253V241H256L257 243L258 242H260V243H262V246H263V249H262V251H261V255L262 256H264V240H263V238H264V220L261 218V216L259 215V213H257V211H258V209H260V206H261V203H262V198L264 197L263 195H264V186H263V183H261V180L262 179H260ZM157 179V178H156ZM166 179H167V177H166ZM182 179H184V178H182ZM218 179V178H217ZM232 179V178H231ZM257 179V178H256ZM264 179V178H263ZM69 180V179H68ZM151 180V181H150ZM178 180V179H177ZM190 180H191V178H190ZM193 180V179H192ZM195 180V179H194ZM212 180V179H211ZM214 180H215V178H214ZM258 180L257 181H255V182H258ZM56 181V180H55ZM70 181V180H69ZM149 181V182H148ZM162 181H164V180H162ZM174 181V180H173ZM178 181H180V180H178ZM205 181V180H204ZM221 181V180H220ZM245 181H247V180H245ZM244 181V182H245ZM264 181V180H263ZM63 182V181H62ZM133 182V181H132ZM154 183V185L152 184V183ZM159 182H161L160 180H159ZM170 182V181H169ZM50 183V182H49ZM93 183V182H92ZM164 184H165V182H163ZM172 183V182H171ZM175 183V182H174ZM188 183V182H187ZM108 184V183H107ZM160 184V183H159ZM182 184V183H181ZM194 184V183H193ZM219 184V183H218ZM248 184V183H247ZM246 184V185H247ZM251 184V185H252ZM262 184V185H261ZM56 185V184H55ZM86 185V184H85ZM173 185V184H172ZM238 185V184H237ZM240 185V184H239ZM251 185H250V187H251ZM75 186V185H74ZM97 186V185H96ZM156 186H158V185H156ZM170 186V185H169ZM223 186V185H222ZM57 187V186H56ZM64 187V186H63ZM140 187V186H139ZM164 187V186H163ZM171 187V186H170ZM243 187H246L245 185L243 186ZM62 188V187H61ZM65 188H66V185H65ZM68 188V187H67ZM63 189V188H62ZM73 189V188H72ZM109 189V188H108ZM164 189H167V188H162L161 190L164 192L165 190ZM241 189H242V187H241ZM245 189V188H244ZM54 190V189H53ZM112 190V189H111ZM67 191V190H66ZM87 191V190H86ZM242 191V192H241ZM60 192V191H59ZM77 192V191H76ZM79 192V191H78ZM171 192V191H170ZM173 192V191H172ZM209 192V191H208ZM81 193V192H80ZM107 193V192H106ZM164 193H167V192H164ZM164 193H162V192H160L159 193V196L158 197H160V195H164ZM71 194V193H70ZM76 194V193H75ZM115 195H116V193H114ZM112 195L111 197H113V199H115L114 201H111V202H117V201H120V200H122V199H120L119 200V198L120 197H118L117 198V200H116V197H117V195L115 196V195ZM121 194V193H120ZM124 194V193H123ZM58 195V194H57ZM72 195V194H71ZM77 195V194H76ZM85 195H86V192H85ZM95 195V194H94ZM142 195V194H141ZM170 195V194H169ZM174 195V194H173ZM83 196V195H82ZM90 196V195H89ZM148 196V195H147ZM152 196V195H151ZM91 197V196H90ZM89 197V198H90ZM162 197H164V196H162ZM88 198V199H89ZM93 198V197H92ZM161 198V197H160ZM165 198V197H164ZM207 198V197H206ZM210 198V197H209ZM3 199V198H2ZM74 199H75V197H74ZM163 199V198H162ZM90 200H91V198H90ZM99 199H97V201H98ZM155 200V199H154ZM190 200V199H189ZM212 200V199H211ZM3 201V200H2ZM93 201H95V203L94 204H96L97 203V201L95 200V199H93ZM104 201V200H103ZM109 201V200H108ZM107 201V203H109ZM132 201V200H131ZM142 201V200H141ZM214 200H212L211 202H213ZM215 201L213 202V206H215L216 204H215ZM106 202V201H105ZM115 202V203H116ZM133 202V201H132ZM150 202V201H149ZM202 202V201H201ZM208 202V201H207ZM211 202H208L210 205H211ZM264 202V201H263ZM93 203V202H92ZM156 203V202H155ZM158 203V202H157ZM194 203V202H193ZM103 204V203H102ZM136 204V203H135ZM161 204H162V202H161ZM203 204V202L201 203V205ZM2 205L3 204H0V213H1V215H2V212L3 211H5V207H4V209L2 210ZM110 205V204H109ZM124 205V204H123ZM153 205V204H152ZM159 205V208L161 207L160 206V204H158ZM4 206V205H3ZM132 206V205H131ZM156 206V208L158 207L157 205H155ZM264 206V205H263ZM110 207V206H109ZM137 207V206H136ZM210 207V206H209ZM212 207V206H211ZM224 207V206H223ZM98 208V207H97ZM142 208V207H141ZM148 208V207H147ZM262 208V207H261ZM99 209V208H98ZM104 209V208H103ZM172 209V208H171ZM135 210H136V208H135ZM170 210V209H169ZM223 210H224V208H223ZM12 211V210H11ZM148 211V210H147ZM152 211V210H151ZM175 211H176V213H175ZM114 212V211H113ZM164 212V211H163ZM169 212V211H168ZM222 212V211H221ZM226 212V211H225ZM10 213V212H9ZM165 213V212H164ZM205 213L208 215V217L207 218H204V215H205ZM263 213V212H262ZM145 214V213H144ZM172 214V213H171ZM170 214V215H171ZM226 214V213H225ZM230 214V215H231ZM8 215H10V214H8ZM116 215V214H115ZM163 215V214H162ZM206 215V216H207ZM264 215V214H263ZM226 217V216H225ZM224 217V218H225ZM2 218V217H1ZM135 218V217H134ZM168 218V217H167ZM174 218L176 219V216H174ZM233 218V219H234ZM227 219V218H226ZM120 220V219H119ZM149 220V219H148ZM195 220V219H194ZM171 221V220H170ZM176 221V220H175ZM232 221V220H231ZM177 222V221H176ZM113 223V222H112ZM154 223V222H153ZM178 223H179V221H178ZM177 223V224H178ZM2 224V223H1ZM0 224V225H1ZM115 224V223H114ZM159 224H160V222H159ZM165 224V223H164ZM145 225V224H144ZM168 225V224H167ZM4 226V225H3ZM2 226V227H3ZM162 226V225H161ZM178 226H180V225H178ZM169 227V226H168ZM164 228V227H163ZM166 228V227H165ZM164 228V229H165ZM4 229V228H3ZM153 229V228H152ZM2 230V229H1ZM139 230V229H138ZM138 230H136V231H138ZM141 230V229H140ZM161 230V229H160ZM146 231H149V230H146ZM143 232V231H141V233L143 232V233H145V234H143V236L144 237H148V238H153V239H157L158 240V238H160V236L159 237H157V236H155L154 235V233H153V231H150V232ZM163 231V230H162ZM165 231V230H164ZM179 231H180V228H179ZM259 231H260V233H259ZM140 232V231H139ZM155 232V231H154ZM166 232V231H165ZM135 233V232H134ZM148 233H150L151 235H149ZM174 233V232H173ZM146 234H148V235H146ZM136 235V234H135ZM138 235H139V233H138ZM137 236V235H136ZM141 236V235H140ZM162 235H161V237H163ZM123 237V236H122ZM163 237V238H164ZM167 238H169V237H167ZM139 239V238H138ZM137 239V240H138ZM155 239V240H156ZM162 238H160V240H161ZM170 239V238H169ZM233 239V240H234ZM5 240V239H4ZM142 240V239H141ZM168 240V239H167ZM136 241V240H135ZM236 241V240H235ZM200 244H202V245H205L206 246V248H204V250L205 249H207L205 252H202V251H200L199 249H198V245H200ZM1 245V244H0ZM197 245V246H196ZM3 246H4V244H3ZM6 246V245H5ZM4 246V247H5ZM200 247H203V246H200ZM2 248V247H1ZM4 249V248H3ZM155 249H156V247H155ZM201 249V248H200ZM203 249V248H202ZM201 249V250H202ZM152 252V251H151ZM215 252V253H216ZM216 253V257H217V254ZM3 254V253H2ZM180 254V253H179ZM210 254V253H209ZM202 256V257H201ZM215 256V255H214ZM185 257V256H184ZM262 258V257H261ZM256 259V258H255ZM257 260H258V258H257ZM262 261V260H261ZM260 261V262H261ZM206 262V261H205ZM218 262V263H219ZM257 262V261H256ZM190 264V263H189ZM258 264V263H257ZM261 264V263H260Z\"/></svg>", "mask_w": 264, "mask_h": 264}]
</instances>
